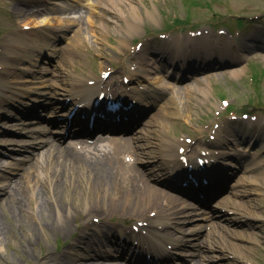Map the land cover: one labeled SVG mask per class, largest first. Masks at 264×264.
Here are the masks:
<instances>
[{
    "label": "rangeland",
    "instance_id": "374dc122",
    "mask_svg": "<svg viewBox=\"0 0 264 264\" xmlns=\"http://www.w3.org/2000/svg\"><path fill=\"white\" fill-rule=\"evenodd\" d=\"M89 1L91 2L89 3ZM116 2H118L117 5H113L107 0H0L1 81L4 83L6 81L14 82V86H35V83L39 85L37 81H47L56 85L55 90L46 91L45 88H39L36 89L38 92L29 97L22 96L20 100H15L14 104H5L7 108L1 109V107L0 131L4 129L16 131L15 135L20 136L21 129L16 127L23 124L25 120L34 119L33 116H27V112L24 113L27 110V105H24L23 101L32 104L35 100L41 99L44 94L49 95L48 92L52 91L51 95L55 93V97H50L56 98L54 104H57L66 96V94L62 95L64 88L71 86L65 81L73 82L75 78H86V74H91V77L94 78L95 73L100 74L104 70H111L113 75L119 77V82L130 94V96H125L133 103L140 102L145 88L166 89L167 94L162 95L164 98L161 99V107L149 109L146 114L140 115L138 122L131 128L135 129L134 137L129 140H134L136 145H140L142 147L140 151H149L150 149L153 155H157L159 164H164L167 167L166 173L169 161L174 159V153L178 151H176V145L174 146V143L177 142L185 143L184 147L190 154L194 146L199 150L219 152V155L224 154L223 150L225 152L238 150V153L241 154V151L246 149L244 152L247 159L245 164L253 161L263 172V177L257 179L258 185L249 183L245 187L237 186L236 191H244L240 195L230 196L231 194H227L229 196L225 198L231 197L234 200L244 201L254 198L256 200L262 216L260 219L258 218L259 220L257 218L252 220L256 221L262 229H248L244 223L231 225V227L240 231L247 228L246 230L252 232V235L256 233L259 236L258 242H260L261 249L254 246V249L248 252L247 261H244L243 257L241 258L242 255L225 258L218 251L206 250L208 258L213 256V259L206 261L210 264H231L232 261L238 264H264V51L248 52V58L241 64L236 63L234 59L239 52L244 51L249 39H256V34L264 36V19H262L264 17L261 16V12H264V0H117ZM128 2L134 5L132 10L123 9L129 4ZM16 7L31 14L35 13V17L40 21L48 17L59 28L62 27V22H59L58 18L78 17L81 21L67 23L65 20L63 22L66 25L65 29L55 33H51L48 26L40 27L39 25L26 31L23 26L25 18L17 16L18 14L14 10ZM255 14L260 15L257 19L258 25L255 22H248L250 17L255 18L253 17ZM243 15L246 16L243 17ZM90 18L94 22L93 30L89 26ZM243 18L247 20L246 25ZM230 19H234L231 21L235 24L238 21V24L245 25L246 29L244 33L238 32L240 38L234 42L229 36L219 32L223 30V21L230 22ZM134 23H136L135 28L133 27ZM170 25L172 26L170 27ZM17 28L25 29L24 36L29 38L35 36L33 34H37L42 43L45 36H47L46 39L48 36H54L56 40L52 43L53 47L60 51L61 56L57 58L49 55L51 52V49L48 50L49 48L44 50L41 56H34L37 51L32 50V46H28L27 43L21 44V46L27 47L29 50L18 49L14 45L15 43L20 44L23 36L15 34ZM188 28H199L202 32L190 37ZM229 30L232 29L229 27ZM161 33L167 37L160 39L157 35ZM169 38L175 41L172 43ZM177 41L187 44L185 47L187 53L182 52V47L179 49L176 46ZM29 43L31 44V41ZM67 47H70V50L66 53ZM155 50L159 54H154ZM165 51L169 52L163 55L162 52ZM20 52L23 54L19 55ZM17 56L22 57L18 58ZM180 65H184L186 68L181 70ZM235 68L243 70L238 71L235 75L233 72ZM30 69L36 72V76L31 74ZM125 76L130 79V83L127 85L123 82ZM30 81L36 82L31 83ZM196 88L200 91H197ZM1 89L3 88L0 85ZM17 91L22 92L20 89ZM57 91L59 93L56 94ZM2 94L6 95L10 92ZM223 99L228 100L229 103L236 102L238 108H234V110L238 109V111H230V113L227 108L226 112L222 104ZM155 110L160 111L159 115L149 122L156 112ZM151 111L153 112L151 113ZM245 113L249 114L247 118L243 115ZM250 116L254 119H251ZM139 125L141 127L138 129ZM213 129L217 130L215 135L213 134L214 137L211 138L209 132ZM22 130L25 133L30 129L22 128ZM138 137L139 139H137ZM19 138L29 140L26 136ZM96 138L98 137L96 136ZM173 140L176 142L173 143ZM205 140H211L214 143L202 142ZM108 143H103L106 145L105 149H109ZM103 145L99 147L102 148ZM19 146L15 145L14 148L0 146L1 181L15 179L20 171L18 167L24 166L25 159L36 154L32 149L34 154H31V151L29 153V150L15 151ZM152 158L141 156L136 163L138 169L147 173L155 170L157 167L151 164L153 163L150 161ZM124 159L127 162L133 161L131 156H126ZM166 159H168L167 163ZM11 164L14 166H8ZM240 170H237L239 174L235 170L234 175L226 180L225 187L221 191L229 190L235 182L238 183L241 176L253 177L255 174L246 169ZM6 176L9 177L6 178ZM153 178L157 180L158 187L172 193L166 184L162 183L163 178L159 175H154ZM47 184L44 182L45 186ZM45 186V196L52 197L51 191H48ZM1 195L5 197L4 194ZM61 198L60 200H64L66 207L71 210L72 232L57 234L53 230H49L46 225L44 226L43 214L36 211L37 205L29 204V209L33 213L27 219L33 224L34 230L30 232L26 223L19 224L12 218H8L12 231L8 237L1 241L0 264H44L43 256L48 253L53 257L52 263L57 264L63 254L67 253L77 257L75 253L77 250L82 255L89 256L90 253L83 249V243L80 246H74L82 235V224H78L80 219H85L86 223L89 222L88 225L91 228L94 226L90 223L97 225L106 223L135 232H140L142 224H147L144 222L145 220L141 222L142 220H139L138 217L130 214L116 213L103 220L99 213L85 212L84 208L89 198L86 193L84 194L80 190L75 197L67 194L62 195ZM178 198L189 204V201L183 199L182 196ZM79 201H83V204L79 205ZM223 201H215L214 204L217 207ZM192 211H198L203 217L208 214L201 212V208H193V205L186 212L191 213ZM149 213L152 218H158L155 211ZM187 217H182L183 221L179 227H185L186 235L191 237L192 235L189 233L196 226V222H194L196 220L185 221ZM212 218L226 224L225 218L221 215ZM200 219L198 221L202 222L203 218ZM159 220L162 221L161 224ZM159 220L156 222L158 229L152 233H141L147 234L154 240H159L161 235L166 234V231L172 232L174 238L185 236V233L176 228V223L165 228L164 221L168 219L159 217ZM169 222L172 223V221ZM116 240L117 237L110 236L108 238L109 243L112 244ZM199 241L195 238L192 240L194 243ZM165 246L175 253H186L188 261L193 258L190 253L197 252V248L192 246L187 248L188 250L174 247L171 243H165ZM107 248L114 252V247L111 245ZM100 253L102 252L100 251ZM176 255L172 258L171 263L180 262L179 264H181L182 260ZM229 256L232 257V255ZM114 259H116L114 264L124 261L123 258H117V256H114ZM98 261L105 260L99 258ZM127 263L129 262L123 264Z\"/></svg>",
    "mask_w": 264,
    "mask_h": 264
},
{
    "label": "bare ground",
    "instance_id": "6f19581e",
    "mask_svg": "<svg viewBox=\"0 0 264 264\" xmlns=\"http://www.w3.org/2000/svg\"><path fill=\"white\" fill-rule=\"evenodd\" d=\"M107 1L113 5H117L116 3H118L116 2L117 0ZM128 3L129 4L123 9L132 10L134 5L130 4V2ZM116 8L118 7L116 6ZM14 10L15 13L18 14V17L25 18L23 21L24 26H30V28L37 27L38 25L41 27L48 26L50 28L49 31L52 33H55L66 26L63 23L64 20H67L68 23L81 21L77 18H66L64 20L58 18V21L62 22V27L59 29L56 28L55 23L48 17L40 21L35 17V13H28L27 11H24L18 7H16ZM89 20V26L92 28L91 30H93V19L90 18ZM130 26H132V24H130ZM133 27H136V23L133 24ZM15 34L23 36L21 41L19 40L21 43H15L14 45L18 49H27V47L21 46V44L27 43L28 46H32V50L37 51V54H34V56H41L43 51L48 48V50L51 49L49 55L57 58L58 56H61L60 51L53 47L54 44L52 43L55 41L54 36H49L48 39H46L47 36H45L46 38L44 37L45 40L42 43L41 38H38L37 34H33L35 36H32L31 38L24 36V30L21 28H17ZM29 41H31V44ZM27 50H29V48ZM68 50H70V47L66 48V53ZM182 51H185L184 53H186L185 49ZM153 52L158 51L155 50ZM21 54L23 53L20 52L19 55ZM65 55L67 57V54ZM17 57L21 58L22 56ZM234 59H239L238 54ZM5 66L11 67L9 65ZM183 68L186 67L182 65V69ZM241 70L243 69L235 68L233 69V72L236 75L238 71ZM30 72L36 76V72H34V70L30 69ZM30 82L33 83L36 81ZM37 82L39 85H36L35 83V86H14V82L6 81L4 83L0 79V85L3 88L0 90V108H7L5 104H14L15 100H20V97L22 96L29 97L31 94L38 92L36 89L39 88H45L46 91L55 90L56 85H54V83L47 81ZM65 82L71 85V88L66 90V94L71 96L69 100L70 106L73 109L76 108V110H80V112L84 114L93 112L92 110L94 107L92 109L90 107L92 95L96 89L101 90L104 88V86H101L104 83V79L98 76L97 79H95L93 85H89L81 78H75L73 82ZM17 89L22 90V92H18ZM153 90L155 92L157 89ZM196 90L198 91L199 89L196 88ZM7 91H9L10 94H2L3 92L7 93ZM154 92H147V98H156V96L153 94ZM48 93L51 94V92ZM83 101H86V103ZM106 101L107 100H101L97 103V105L94 104L95 108L105 105ZM47 102L51 103L52 98L45 94L44 104ZM121 102L125 104L123 99H121ZM35 108V105L32 106L29 109V112L34 113ZM132 108L133 107L131 106V109ZM131 109L127 110L131 111ZM122 110L124 109H121V111ZM121 111L118 110V112ZM159 112L153 114V117L151 120H149V122H152L159 115ZM55 115L56 114H54L52 117ZM66 119L67 120L65 123L60 125L61 128L58 131H60V133L66 131L63 133L66 135L68 134L72 140L73 137H75L73 134L77 136V134H81L82 132H91V129H89V127H87V125L84 123L85 121L83 117H66ZM137 120V116H131L130 120L122 123L99 119L97 124L99 127L104 125L108 128H114V126H131V124L137 122ZM47 121L50 124H56V118H49ZM31 122L35 123L36 120H32ZM73 122L76 124L74 132L71 128H69V125L73 124ZM71 126L72 125H70V127ZM27 127L28 126L21 127V131H23L22 128L24 129ZM48 128H38L36 126L31 128V130H34V132L40 133L39 137L32 138L33 140H24L18 136H12L11 134H8L6 130L0 131V146L14 148L15 145H20L19 148L15 150L19 152L28 150L31 151V149L38 151L37 157L27 159L25 163L23 162L24 166L21 165V167H18L20 171L17 173V177L15 179H5V181L0 180V244L2 239L8 237L12 231V226L8 222V218H12L19 224L26 223L29 231L33 232V224H31L27 219L33 213V211H30L29 209V204L37 205L38 209L36 211H39L40 214H43L44 226L46 225L49 230H53L57 234H66L68 232H72V219L70 217L71 210L66 207V204L63 202L64 200H60V198L62 195L67 194L75 197L78 195V190H80L83 191L84 194L86 193V196L89 198L85 205L84 211L90 213H99L103 217V220L112 217L116 213L130 214L138 217V219L148 221L147 225L143 226L142 228H148L149 230H152L153 227L156 226L155 223L157 220H159V217H163L168 219L167 221H164V223H166L165 228H168V226L176 223V228L182 233H185V236L183 237L174 238V234L172 232L166 231V234L162 236L164 240H161L160 243L162 246H159L162 248V250H157V245L150 244V247L154 248L155 253L152 254L150 258H139L137 253L131 252L130 257L131 259L135 257V261L141 260L151 264L167 263L169 259L173 257L174 253L164 247L163 244L166 241L167 243H172L175 247H179L183 250H188L187 248L190 246L197 248V252L190 254L193 256V259H191V261L189 260L188 264H210L206 260L210 261L213 259V256L211 255V257L208 258V255L205 253L206 250H214L216 252L218 251L222 253L225 258H234L237 255H242L241 258L243 257L244 261H247L248 252L253 250L254 246H257L258 249H261L259 245L260 242H258L259 236L256 233L252 235V232L246 230L247 228L262 229L256 223V221L252 220L253 218L260 219L262 216V212L258 209L259 206L254 198L246 201L234 199L231 200V198H227L218 207L219 210H228L229 208L233 209V212L231 211L233 214L229 215L228 217H224L225 219L227 218V225L214 223L213 221L209 227L208 224L198 223L196 224L197 226H195V228L189 233L192 236L188 237L186 235L187 229L185 227L182 228L179 226L181 225L180 223H182V217L184 216H188V218H185V221L194 220L192 217H195L196 213L194 211L191 213L186 212L191 208L190 205L192 206V203L188 204L186 202H182L177 196L175 197L170 195L171 193L169 191L158 187V185L153 182L154 175L159 174L157 169L160 168L159 170H161L163 166L158 162L157 158L159 157L157 155H153L150 149L149 151H140L142 147L140 145H136L134 140H129L128 136H119L118 139L109 141V149H105L106 145H103L104 147L100 148L99 146L101 144H90L88 147H82L78 145V142L74 140L71 141L69 137H65L64 134H59L56 136L48 134ZM18 129L20 130V127ZM32 132L33 131H27V134ZM108 136L109 135H103V137H99L98 140L105 141V139L102 138H106ZM137 139H139V137ZM85 142L88 141L86 140ZM174 142L175 140H173V143ZM126 156L133 157V162H127L125 160L126 158L124 159ZM141 156L153 157L150 160L153 162L151 164L154 167L156 165L157 168H155V170H151L149 173L140 171L136 163ZM199 157L204 158L205 160L209 156L200 154L194 161L196 165L198 161H200ZM215 165L216 164L214 163L213 166ZM231 165L233 166L232 163ZM8 166L14 165L11 164ZM234 166L236 168V165ZM242 166L243 165H241V167ZM213 169L214 173L207 170V174L210 173L213 175L211 176L212 178L217 176V170L215 168ZM243 169L254 172L255 174L253 177L241 176L238 180V183L235 182L233 185L235 186V190L233 191L232 195H240V193L244 191H236L237 186L243 185L245 187L249 183L258 185L257 179L263 177V172L260 171L259 166H257L253 161H250L248 164L246 163L242 167V170ZM179 170V172L170 173V175H173V179L179 178L178 176L181 174L183 169L180 168ZM7 177L9 176H6V178ZM215 179L213 180L215 183L213 184V189L219 191L225 184L224 181L227 179V177H223V180L218 179V182L217 179ZM222 181L224 182L223 184ZM44 182L48 183L47 186L44 185ZM216 183L218 184L216 185ZM44 186L48 188V191H51L52 197L45 196ZM202 187L205 190L208 188V186L204 185H202ZM1 194H4L5 197H3ZM78 204H83V201H79ZM151 211H155L157 215L156 217L158 218H152L149 213ZM190 215L192 217H190ZM206 220L208 219L206 218ZM169 221H172V223ZM159 222L160 224L162 223L160 220ZM242 222H244V225L246 224L247 226V228L243 229V231L232 229L231 225H237L238 223L242 224ZM78 224H82V235L79 241L74 244V246L77 247L83 243V249L84 251L90 253L89 256H84V254L82 255V253L77 250L75 252L77 257L71 256L67 253L63 254V257L59 259L60 261L58 260L57 264H114L113 262H110V254L113 255L120 253L119 255L126 256L129 253L128 246H122L121 242L118 241H115L117 243L116 252L110 251V248L106 249L107 246L110 245L113 247L112 243H109L108 238L113 236L127 241L131 235L135 234L134 232L126 231L119 227L110 226L106 223L101 225L90 223L92 226H94V228H91L88 225L89 222L86 223L85 219H80ZM193 238H197V240L200 241L198 243H194L192 242ZM100 251H102V254L107 257L108 261L97 260ZM180 254V258L182 260H188L186 253L180 252ZM229 255H232V257ZM52 258V255L49 253L43 256L44 264H53ZM230 263L238 264L235 261Z\"/></svg>",
    "mask_w": 264,
    "mask_h": 264
}]
</instances>
